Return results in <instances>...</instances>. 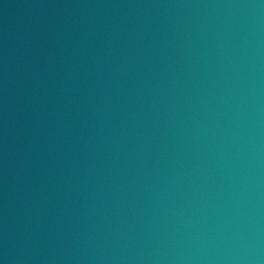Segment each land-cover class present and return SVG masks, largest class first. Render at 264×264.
<instances>
[{
	"label": "water",
	"instance_id": "obj_1",
	"mask_svg": "<svg viewBox=\"0 0 264 264\" xmlns=\"http://www.w3.org/2000/svg\"><path fill=\"white\" fill-rule=\"evenodd\" d=\"M0 264H264V0H0Z\"/></svg>",
	"mask_w": 264,
	"mask_h": 264
}]
</instances>
